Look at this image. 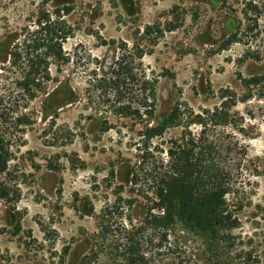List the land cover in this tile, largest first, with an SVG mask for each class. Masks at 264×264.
Here are the masks:
<instances>
[{"label": "rangeland", "instance_id": "1", "mask_svg": "<svg viewBox=\"0 0 264 264\" xmlns=\"http://www.w3.org/2000/svg\"><path fill=\"white\" fill-rule=\"evenodd\" d=\"M44 15L71 29L69 62L50 64L55 81L29 100L16 85L27 61L11 54L32 50ZM121 62L154 84L152 117L114 112L140 102L134 81L120 95L112 88ZM9 95L28 121L21 140L14 120L5 127L13 158L2 177L11 194L0 200V264H127V230L146 229L138 239L157 244L143 221L169 148L203 134L223 146L235 182L227 199L239 225L224 257L264 264V0H0V96ZM166 120L164 135L148 139ZM167 241L156 257L144 245L147 264L212 262L179 228Z\"/></svg>", "mask_w": 264, "mask_h": 264}, {"label": "trees", "instance_id": "2", "mask_svg": "<svg viewBox=\"0 0 264 264\" xmlns=\"http://www.w3.org/2000/svg\"><path fill=\"white\" fill-rule=\"evenodd\" d=\"M64 8L66 10L64 12L69 15L72 8L69 5ZM61 12L62 10H58V14ZM39 26L42 27V35L34 36L28 41V48L32 50H27L25 56L22 52L11 54L16 63L22 58L27 61L24 68H19L20 77L16 85L29 100L36 99L39 93L46 90L49 83L55 81L50 64L69 62L67 54L63 51V43L72 33L69 26L63 20L51 21L48 15L41 17ZM142 58L143 55L139 57L140 60ZM117 63L115 65L119 66L116 70L118 76L110 78L113 90L120 95L121 85L127 84V81H134L138 85L140 102L138 106H134L132 102L118 103L114 112L118 115L141 116L142 109H146V114L152 117L155 109L154 84H151L148 77L137 72L135 74L136 68L130 67L126 62ZM138 66L141 67L142 63L140 62ZM16 98L12 95L0 96V200H8L11 194L2 181L13 158V143L12 140H7L5 127L9 120L11 122L14 120L15 133L20 135L15 137L21 140L23 127L28 121L25 115L17 114L19 101ZM174 119L175 117L171 118ZM170 123L166 120L149 129L148 139L164 135ZM222 147L218 140L205 134L198 137L185 136L181 144L173 143L168 150V163L158 168L160 170L153 177L154 199L143 221L147 230H151L156 236L157 244L153 243V240L144 242V239H138L137 235L146 229L127 230L123 248L127 264L148 263L149 254L143 251L146 243L154 245L155 257L161 255L164 241L168 242V236L176 228L201 239L206 244L209 257L212 259L210 264H234L231 258L224 256L227 254L226 248L231 249L235 244L232 232L238 228L239 220L227 199L233 191L235 182L229 169L223 164ZM262 167L264 168V165ZM13 198L15 202L19 200L17 192H14ZM165 247L167 248V245ZM251 259L252 255L248 254V262L245 264H249ZM86 261L88 260L85 259L80 264H88Z\"/></svg>", "mask_w": 264, "mask_h": 264}]
</instances>
